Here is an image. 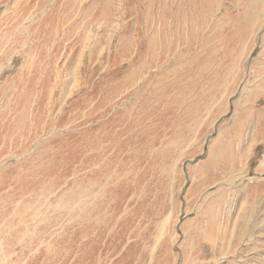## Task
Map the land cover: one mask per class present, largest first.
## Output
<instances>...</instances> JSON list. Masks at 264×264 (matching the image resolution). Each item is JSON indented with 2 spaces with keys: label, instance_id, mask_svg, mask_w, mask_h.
Here are the masks:
<instances>
[{
  "label": "rangeland",
  "instance_id": "374dc122",
  "mask_svg": "<svg viewBox=\"0 0 264 264\" xmlns=\"http://www.w3.org/2000/svg\"><path fill=\"white\" fill-rule=\"evenodd\" d=\"M33 1L40 5L0 0V15L8 6L7 16L0 17V65L5 62L0 87L8 81L7 94L0 96V193L6 194L7 203L2 211L8 206L14 210L18 201L11 199L24 195L39 206L42 218L46 216L41 223L46 225L44 232L63 233L68 226L55 243L59 249L73 242L72 258L65 257L68 264H150L154 254L153 264H264V90L259 89L264 84V0ZM32 12L37 13L31 15L33 20L19 17ZM239 36L250 43L236 86L229 90L228 103L217 102L211 109L214 115L204 116L193 135L183 129L186 154L180 176L172 175L170 183L167 172L154 166L155 176L166 183L154 184L147 177L140 180L153 166L146 163V156L138 161L124 156L107 161L116 147L133 143L134 132L119 126L142 118L139 113L146 107L140 96L144 101L157 96L158 88L152 87L169 83L175 70L191 74L182 84L186 88L197 81L192 75L197 77L201 66L210 65L212 77L220 75ZM34 52L37 63L45 64L40 73L23 69ZM146 54L154 57L147 64ZM212 57L214 61L209 60ZM141 70L144 76L132 81ZM34 76L37 113L29 114L25 126L18 111L28 82L21 78ZM57 77L65 83L52 85L54 94L44 93L41 100L43 82L48 78L47 84L53 83ZM258 90L262 94L255 99ZM186 95L191 102L196 94ZM140 105L138 114L129 110ZM163 111L164 107L147 121L169 115ZM173 129L168 122L160 140L165 145H157L153 152L174 140ZM233 133L244 134L237 143L244 160V166L237 164L238 170L243 168L240 173L231 170V151L219 149ZM254 136L259 139L256 143ZM120 137L125 141L117 145ZM99 139L101 150L91 148ZM100 167L104 172L94 176ZM201 173L208 176L205 183ZM104 183V190H98ZM87 188L95 191L94 198L87 199L88 208L81 207ZM161 197H167L165 206ZM99 199L103 201L97 203ZM58 200L64 201L53 208ZM213 211L222 216L220 236L216 230L207 232ZM70 214L73 224L68 223ZM87 217L98 225L96 238L82 236L86 227L78 221ZM168 220L175 228L170 230L169 225L162 249L154 250V231ZM43 244L24 246L25 264H54L49 261L53 250L48 254Z\"/></svg>",
  "mask_w": 264,
  "mask_h": 264
},
{
  "label": "bare ground",
  "instance_id": "6f19581e",
  "mask_svg": "<svg viewBox=\"0 0 264 264\" xmlns=\"http://www.w3.org/2000/svg\"><path fill=\"white\" fill-rule=\"evenodd\" d=\"M23 1V4H28L29 2H34L37 5H40L39 3H36L33 0L28 1L27 3ZM3 3H6L3 1ZM19 3V1L16 4ZM21 3V1H20ZM19 3V4H20ZM32 3V4H34ZM18 4V5H19ZM14 6V5H13ZM7 8H5V12L0 15L5 17L7 16ZM10 10V9H9ZM38 12V10H36ZM17 13V12H16ZM32 14H37V13H31L28 15H24L22 13L19 17L23 19V21L27 20H33L31 17ZM102 15L106 16V10L102 11ZM102 15L100 14V18L102 19ZM23 16V17H22ZM34 16V15H33ZM108 16V15H107ZM152 16V14H151ZM26 20V21H27ZM100 20V19H99ZM154 21V19H153ZM28 22L26 23V25ZM25 25V26H26ZM24 32V31H23ZM25 34V33H24ZM36 36V35H35ZM37 38V36H36ZM29 40V37H28ZM157 41V40H156ZM155 41V42H156ZM39 42V41H37ZM249 39L246 38L245 36H239L237 45L234 48V51L232 55H229L225 60L223 61V64H227V68L224 72L220 73V77L218 75L212 77V72H210V65L206 66H201L199 67L200 69L197 72V77L192 75L194 77V81L197 80L194 84H192V89L183 87L182 84H185L186 81L190 79L191 74L189 75L187 72L184 71L182 72V69L175 70L172 74L171 77L173 78L170 80L169 83L160 86V83L157 82L152 89L158 88V93L157 96L155 97H148L145 101L143 100L142 96H140L139 101H141V105L145 106V110L142 113H139L142 118L138 119L136 121L132 122V125H121L119 126L120 128L123 127H128L130 131L134 132V138H133V143L130 145L129 142H126L124 144H121L125 140H123V137H120L117 139L116 143L117 145H120L115 148L116 152L113 156L112 159L107 160V161H114V159H117L119 157H126V159L131 161H138L144 159L146 156V163H152L153 166L150 167L149 171L143 175L141 179L147 177V180H152L154 184L159 183V185L166 184L162 182L161 177H156L155 173L156 172L153 167L156 166L158 170H160L161 173L167 172L169 182H172V175L177 178V176H180V165L182 164V159L186 154V139H182V134L183 129L187 128L188 129V134L193 135V133L196 132V130L199 128L200 125L203 124L204 116H213L214 111H212V107L217 103V102H222L223 105L228 103L229 96L232 93H229V90H233L236 86V83L238 81V76L239 73L241 72V61L249 48ZM207 45V43H205ZM36 46V43L34 44ZM155 46V44H154ZM4 48V47H3ZM5 49V48H4ZM18 49V48H17ZM36 53H30L29 56H33ZM28 56V58H29ZM144 57V56H143ZM154 57H152V54H146L145 56V63H150L153 61ZM210 61H214L215 58H210ZM11 61V60H10ZM38 57L35 55L32 57L28 63L24 64V68L26 71H31L33 70H42L43 66L45 65L44 62L42 64H38ZM10 63V62H8ZM5 65V62H2L0 67H3ZM12 64H9L11 66ZM26 66V67H25ZM145 71H140L136 77L132 78L134 82H138V78L142 75L144 76ZM42 74V73H41ZM182 74L180 77L178 75ZM40 75V74H39ZM189 76V77H188ZM141 77V78H142ZM36 77L34 76L33 78H21L23 79L26 83L28 82L27 85V90L26 92L23 93V97L20 99V109L18 113H23L24 120L22 119L20 121V124H24L27 126L29 123L27 120V117L29 116L30 113H37L35 112V107L33 103H36L35 98L33 99V92H34V87H35V82H36ZM58 78V77H57ZM140 78V79H141ZM47 79L43 82L42 85V90H41V100L42 96L45 94H50L51 96L54 94L56 91L55 87L58 84H64L65 81L61 78L56 79L53 83L49 81L50 84H47ZM49 80V79H48ZM6 82V81H5ZM4 82V83H5ZM210 82V84H209ZM33 84L32 87L30 88L29 84ZM205 83V85H204ZM8 81L0 87V96L7 94L8 90ZM52 85H55V87H52ZM182 86V87H181ZM5 87V88H3ZM51 88V89H50ZM50 89V91H49ZM148 89V87L146 88ZM264 90V84L259 88ZM190 93H195L194 95V100L189 102L187 99L186 94ZM262 91H257L254 95L255 99H259L261 96ZM260 95V96H259ZM196 96L199 98L197 99ZM48 97V96H47ZM171 99V100H169ZM250 99L253 100L252 97ZM141 105L138 106L137 109H134L135 106H131L129 109L132 111V113H137L141 109ZM164 107L165 111L164 113H169V115H160V117L157 119H152L151 121H147L150 117H153L158 114L160 109ZM8 108V107H7ZM148 109V111H147ZM2 112V111H1ZM49 113L51 111L48 110ZM17 113V112H16ZM166 116H171L168 118V120H164L163 117ZM173 117V118H172ZM119 118V117H118ZM172 121V127L174 128L170 132V136L174 140L169 141L166 143V146L158 152H153L152 148L156 147L157 145H162L164 146L160 140L162 137L165 136L166 130L163 131V128L167 125L168 122ZM38 122L40 125L42 124V120L39 119ZM164 123V124H162ZM39 126V125H38ZM138 126V130L136 132V127ZM198 126V128H196ZM201 129V128H200ZM23 132V131H22ZM245 133V132H244ZM259 133V132H257ZM244 135V134H243ZM243 135L233 133L231 140L226 139L222 140L220 143L221 145L219 146V149L223 151H231L228 160L231 163V170L234 173H240L243 172V168L239 169L237 168V164L244 166V160L241 157L242 154L239 151L238 147V142H240L241 138ZM102 137V136H101ZM256 138V136H254ZM254 138V139H255ZM103 142L106 141L105 137H102ZM109 137L107 138V140ZM253 139V140H254ZM234 140V142H233ZM259 139L256 138L254 141L255 143ZM232 141V142H231ZM106 143V142H105ZM172 143V144H170ZM101 144V140L99 139L98 141H93L90 145V147H97ZM130 145V146H128ZM176 145V146H175ZM237 146V149L235 147ZM194 146V145H193ZM89 147V148H90ZM101 150V147H97ZM134 150L136 153H131ZM185 152V154H184ZM92 159V158H91ZM151 165V164H150ZM216 167V165L214 166ZM122 171V170H121ZM104 172L103 167H100L97 171L94 172V176H101L102 173ZM153 172V173H152ZM243 174V173H241ZM202 177V178H201ZM208 177L205 173H201L200 178L201 180L205 183V179ZM232 177V175L230 176ZM142 181V180H141ZM141 181H137V188L140 187L141 189L143 186L141 185ZM17 182V181H16ZM15 186V185H14ZM106 186V183L104 185L99 186L98 190L103 191ZM142 186V187H141ZM168 189H169V185ZM98 188V187H97ZM171 188V187H170ZM148 190V188L146 189ZM10 190H8L9 192ZM211 191V190H210ZM113 192L116 194V190H113ZM121 194L125 193L124 192V185L121 186L120 188ZM93 193L95 191L91 188H87L86 194H85V202L82 203L81 207H90L91 206V200H87L88 198H94ZM147 193V192H146ZM150 193V192H149ZM6 195V194H5ZM3 194L0 193V264H25L27 260L24 259L25 255V249L24 246L26 244H33L36 243V241L43 242L44 244L42 245L44 250L47 251L49 254L51 250H53V253L50 254L49 261L54 263V264H68V262L65 260L66 258L70 260L72 258V251H73V242H70V246L66 248L64 245L58 247L55 245V243L59 242L61 238H63V235L66 233L65 231L67 230L68 226L66 228H62L63 233L59 230H47L43 231V228L46 227V225H42L41 223L46 222L45 217L42 218V214L39 213L38 207L36 204H31L30 198H26V196L22 195L19 197H14L11 200L17 202L16 208L14 210H11L8 206V209L6 211H2L4 207H6V201L4 199ZM3 196V197H2ZM168 196V195H167ZM19 198V200H18ZM166 198L167 197H161L160 198V204L161 206L166 205ZM37 199V198H35ZM10 200V201H11ZM64 200L60 201L58 200L56 205L53 208H59L60 205H62ZM103 199L97 200V203H101ZM165 201V204H164ZM42 204V203H41ZM7 208V207H6ZM214 214L213 216H210V226L207 228V232H211L213 230L217 231V236L222 235V216L220 215V212L213 211ZM97 214V213H96ZM71 215L68 219V223H75V218L71 219ZM105 216L101 217L100 221H105ZM159 219L161 221V216H159ZM94 221V219H93ZM81 224H83L86 228L84 229V235L83 237H89L92 238L95 235L96 238V232L98 225H93L91 221V217H87V219H84V222L82 220H79ZM73 224V223H72ZM171 222L168 220L166 223H162L159 228L156 229V232L154 231V240L153 244L155 246L154 250H157L159 248L162 249V243L164 242L165 238L168 237L169 234V225ZM175 227H173V222L170 226V230H174ZM46 229V228H45ZM56 232H60L61 234H56ZM74 232V231H73ZM72 232V234H73ZM116 236V235H115ZM220 239V237H217ZM51 240H54L53 242ZM87 242V239L84 240ZM173 242V241H172ZM171 242V243H172ZM78 243V241H76ZM88 243V242H87ZM17 252L19 255L15 258H13L14 254ZM40 250H38L36 253H39ZM134 251H132L130 254L132 255ZM66 254V256H64ZM49 256V255H48ZM196 254L194 251L192 252L191 257H195ZM198 256V255H197ZM66 257V258H65ZM156 258L155 254L152 255V261L150 264H153L154 259ZM25 261V262H24ZM48 261V260H47ZM192 262V261H191ZM189 262V263H191ZM136 264V262H135ZM138 264H142L138 262Z\"/></svg>",
  "mask_w": 264,
  "mask_h": 264
}]
</instances>
